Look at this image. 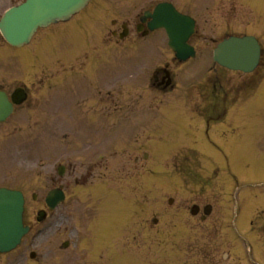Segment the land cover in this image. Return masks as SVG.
Segmentation results:
<instances>
[{"label":"rangeland","instance_id":"obj_1","mask_svg":"<svg viewBox=\"0 0 264 264\" xmlns=\"http://www.w3.org/2000/svg\"><path fill=\"white\" fill-rule=\"evenodd\" d=\"M10 1L12 0H0V15L9 7ZM14 1L16 2L17 0ZM162 1L171 2L181 12L185 11L192 16L195 15L194 17L197 20L199 37L194 40V43L197 44L198 56L196 60L186 63L187 67L182 69H176L173 62H171L173 56L165 45L166 40L162 33L158 32V38L155 34L144 38L141 36L136 37L134 34L136 33L135 27L138 24L139 15ZM87 9L89 10L84 17H80L81 19L79 18V20L70 25L59 24L39 31L27 48L24 47L16 50L7 47L1 41L2 38L0 37V86L9 88L22 83L28 84L27 86H30L29 89H34L31 86L37 88V84L40 83L39 88H42V83L49 82L48 85H51L56 80L59 81L58 78H61L63 73L65 75L69 73L73 75L75 73L71 69L74 67L72 65H70L71 68L65 67L63 72L60 70V77V73L56 77L53 75V72H49L50 70H41L40 68L44 65L38 63V61L44 57L51 63L47 66H55L53 68L60 66V64H54L57 61L53 60L55 58H62L63 60H66L65 58L70 60L75 59L76 63L82 64V68L80 69L82 72L78 75L80 78L75 83V89H77L76 95L74 96L73 91H70V95L68 92H62L60 95H57L65 99L66 102L62 103L61 101L58 108L55 106L57 111H54V115H58L59 113L63 116L64 113L66 115L71 108H74V102L79 98L82 101L88 98L99 100V102L105 101L109 109L116 108L114 114H109L110 119L105 120L114 122V128L111 130L113 138L111 135L110 140H100L97 152H106V147H108L107 152L110 151L113 142L118 153L115 154V159L111 167L113 170L99 174L97 180L98 182H104L103 184H109L110 181H118L121 176L124 177L126 175L128 179L124 183H121L127 184V181H130L131 188L136 194L131 197L128 208L127 203L125 204L123 202V205H121L119 199L115 197V216L119 218L124 214L125 218L132 219L130 221L132 223L131 225H133L135 219L143 218L147 220L146 231L140 232L142 236L136 231H131L132 233L128 232L127 235L121 229H118V232L116 231L115 236L123 237L132 234L131 237L135 239L133 246H123L122 244L125 242L122 239L118 240L119 237L117 240L111 241L110 246L118 252V255L116 254L117 259H123V255L125 257L135 258V260H132L128 264H159V250L164 254V258L168 255L174 259L173 263L182 264V259L186 255L185 251L189 249L197 250L203 244L204 239L202 236H231L228 231V225L225 222L227 223L231 219H234L236 207L233 200L241 201L245 197V193L236 194L238 191L236 193L234 191L231 197V191L233 190V182L231 179L221 176L223 175L222 171H213V168H218V166L213 165V161L209 163V159H204V163L207 165L205 168L203 160L200 161L198 157L202 154L199 150L200 146L196 141L190 145L189 142L191 143L192 140L188 137L186 140V136L192 133V129L189 127L190 125L181 124L185 128L180 126L179 129H172L169 135H163L162 138L169 141L171 143V149H173H170L168 155H163L161 161L164 165L166 164L169 171H171L174 165L184 170H186L185 168L191 167L193 174V177L190 176L191 180L195 185H202L204 188L203 190L206 196L202 200L209 201L211 204L214 203L213 207L214 209L216 208L214 214L204 224H200L197 218L188 221L184 220L185 225L177 229L179 230L178 237L173 241L171 230L173 229L174 232H177L174 229V218L184 216L182 207L187 202L190 203L199 197L194 193V197L189 196L186 199L188 195L181 189V183L183 181L176 177L177 184L174 182V186H179L175 192H172L174 187L173 183L165 184L162 181L164 184L162 187L158 184V172H154V169H156L154 163H157L158 168L161 167V164H158V158L155 157L158 156V152H156L158 150H150L154 146V143H158V128L155 125L159 120L158 113L161 111L160 117L163 118L162 121L165 125L172 124V118L167 116V112L170 110L168 105L173 100H182L181 96L184 94L188 98L186 104L181 100V102L174 101L172 103L173 108L176 109L173 125L187 122L185 116L190 111L195 116L201 115V106L204 103L206 104L208 100V95L205 91V80L206 77L213 73L210 69L212 66L210 61L212 44L210 43L219 40L218 38L226 34L239 35L245 33L255 35L264 46V0H94ZM204 13L207 14L204 16ZM123 22L128 24V36L122 43L116 45L113 43L115 38L111 37V35L115 27L121 30V24ZM111 30L113 31L111 32ZM100 41H104L107 47V50L103 49V53L100 52V48L103 47L99 44ZM157 63L158 65L164 63L162 65L163 68L159 67L162 68V73L165 70V65L168 66V71L171 70L173 72L178 86L174 92L162 97V100H160V97L158 98V94L156 95L148 89L150 74L157 66ZM67 66L69 65L67 64ZM40 70L42 73L39 75ZM188 73L192 74L186 75ZM263 74L264 67L258 70L256 74L250 76L233 75L223 71L217 72V75L224 80L227 86L229 88L234 87L233 90H236L237 93L242 90V93H245L247 91L245 89L249 83L254 82L251 79L259 78ZM191 75H194L193 80L191 79ZM203 76L206 77L203 79ZM39 77L40 81H38ZM66 87L68 89H74L69 82L66 84ZM66 87L64 86V88ZM143 89L145 91L141 95L140 91ZM53 90L60 91L62 90V86L53 88ZM32 93L34 94V92ZM53 97L55 96H51L50 100H54ZM33 99L34 96L31 97V100ZM31 103L25 106L26 110ZM86 103L90 105L92 101L89 100ZM259 104L247 110L248 113H251L249 115L251 117L249 123H252L259 116L255 127L253 125L250 126L245 117L240 120L241 113H236L232 118V123L240 128L241 135L235 138V141L237 140V143L235 142L236 146L234 145L235 143L229 144L228 142L222 143L221 147L229 148L232 151L233 157L239 156L242 164L245 160H241V158L244 155L250 156V164L248 165L247 162V166L245 164L243 167L238 168L245 169L248 172H251L248 169L254 171L257 169L258 171L255 174L251 172L253 173L251 176L253 181L250 183L258 188H264L263 186L259 187L260 185H264V110L257 111L255 109ZM16 114L14 121L22 122L21 114L23 113L17 112ZM24 120L26 121V119ZM51 120L53 123L49 124L52 126L50 128L35 127L20 131L6 127L0 129V186L20 188L24 192L27 198L26 223H31L33 230L35 229L34 232L46 226V224L40 226L35 222L36 213L34 211L43 205V199L48 190L46 186L48 185L51 169L56 164L61 163L60 160L62 158L68 159L69 157V161L74 163L76 160L74 159L75 154L79 153L81 155L79 135H75V129L71 128V125H74L73 121L75 119L66 118L67 126L64 127L65 129L60 128V118L58 120L56 118ZM69 122L71 125H69ZM193 122L197 128H194V130H197L195 135H198L199 144L205 151L211 152V156L216 160L219 162L223 161L220 154L213 149L212 143L220 145L216 126L213 125V129L217 137L211 133L209 140L203 135L201 130L202 124L199 119L194 118ZM134 124L140 125L139 138H134V133L132 132V129H134L132 126ZM138 129L135 128V131ZM64 131H66V136L63 135ZM71 132H73L74 137L71 136ZM222 135L224 136L223 133ZM98 136H102V133ZM240 137L246 138L245 146L239 144L238 139ZM139 143L143 144V148L144 145L147 148L149 147V150L147 149L146 151V154H148L146 163L141 165V169L140 166L136 168L140 170L138 173L135 171L132 157L138 154L141 155L142 151L138 149ZM28 145L29 147H27ZM22 147H27L32 151L29 162L23 159L26 155L18 154L21 152L20 149ZM155 152L156 154L154 155ZM240 161L239 164L242 166ZM245 166L246 168H244ZM143 168V171L146 172L141 171ZM194 168L199 170V175L195 173ZM72 175L75 174L72 173ZM239 179L240 183L243 184L242 178L239 177ZM236 182L238 183V178H236ZM224 183L230 185L231 188L229 190L226 188L225 193L218 192V187H215V184ZM208 185L212 187L208 189ZM75 191V188L70 187L68 194H72ZM246 192L249 195V192ZM33 194L36 196L35 199H32ZM254 194V198L252 199L254 206L251 204L252 215L264 209V199H262L264 198V189L261 191L257 190ZM77 195L88 201L85 194ZM128 195L130 196L132 194ZM199 196L201 197L200 193ZM170 197L174 199V202L179 203L169 206L166 202ZM122 198L124 201L128 200L126 197ZM135 201L141 202V205L134 206L133 203ZM73 203L74 201H68L65 206L61 207L62 213L69 211L70 205ZM89 203H91V200ZM180 204L182 207H180ZM57 211L59 210L57 209ZM83 211L82 203L78 205L77 209L74 206L70 220L68 219L70 225L78 228L82 227L81 229L83 230L85 229L86 224L83 221L86 220L88 222L89 216L85 217L82 214ZM162 216L164 219L166 218L168 225H162V221L164 220ZM52 217H55V214L50 215L48 220ZM171 217L173 218L169 221ZM154 218L158 220L156 224L152 222ZM246 224L247 217L244 219L242 226L246 227ZM70 225L68 227L64 226L61 229L62 233L60 232L61 234L59 235H53L54 230L48 235L41 234L38 242V245L41 243L39 246H30L31 241L27 240L18 252L11 256L1 257L3 264L7 260L8 262H16L17 264H38L40 260L37 259L33 262V260L29 259L30 251H35L38 257L44 256V258H50V256H56L58 259L60 256L61 261L65 264H85L84 260L90 261L91 256L89 240H87L89 247L83 246L80 250L75 249L76 245L75 248L73 247V241L67 249L60 248L64 240L69 242L70 236H73V234L68 233V231L73 233ZM183 228H185V231ZM64 229L66 234H63ZM158 229H161L163 236H158ZM254 229H257L258 232H256V236H258L256 247L264 254V219L255 222ZM201 233H204V235H199ZM239 234L243 236L244 233L241 234L239 232ZM47 236L59 237L56 240H52ZM103 242H105L103 243L104 249L108 241ZM247 244V242H243L242 248H244V255L241 256L239 264H253V252H248ZM197 258L200 264L206 263L204 257L200 256ZM263 259L264 257L260 258V260ZM230 263L235 264V259L232 258ZM47 264L51 263L48 262ZM59 264L63 263L59 262ZM93 264H96V261Z\"/></svg>","mask_w":264,"mask_h":264},{"label":"water","instance_id":"obj_2","mask_svg":"<svg viewBox=\"0 0 264 264\" xmlns=\"http://www.w3.org/2000/svg\"><path fill=\"white\" fill-rule=\"evenodd\" d=\"M88 1L26 0L19 7L5 13L0 21V31L10 45L21 46L29 41L38 27H45L51 23L69 19L71 15L82 9ZM167 14H171L174 19L179 20L178 23L173 26L167 25L164 21ZM154 21H156L155 17ZM186 21L189 20L176 15L171 7L158 6V27L164 26L166 28L170 44L177 52L182 50V43L190 32V27ZM178 32L184 36L181 37V41L176 39ZM188 55L189 50L188 54H184V56L187 57ZM258 57V45L250 37L230 38L220 44L214 52V59L219 64L243 72H250L255 67ZM1 107L3 108L0 98V120L7 115L8 111L7 108L2 111ZM22 204L23 200L20 193L0 190V250L14 247L26 231L21 224Z\"/></svg>","mask_w":264,"mask_h":264},{"label":"flooded vegetation","instance_id":"obj_3","mask_svg":"<svg viewBox=\"0 0 264 264\" xmlns=\"http://www.w3.org/2000/svg\"><path fill=\"white\" fill-rule=\"evenodd\" d=\"M156 32H157V36H158V30ZM161 66L162 65L158 66V63H157V66L153 70L154 71L153 76L160 77L161 70L159 69V67H161ZM214 71H215L214 73L217 74V72H219V71L222 72L223 70H220V68L216 67V69H214ZM215 74L212 76V78L206 79V84L208 85L206 93L209 92L208 100H207L208 104H205L204 106L202 105L201 111L202 112H208L209 118H210L209 114H211L212 118L214 117L218 120V118L222 119L223 117L224 118L226 117V115H227V110H226L227 104H230L234 99L233 98L231 99V97H229V93L226 92V89L223 88V83ZM172 84H173L172 89H170L171 93L174 92L176 90V88L178 87L176 80H172ZM230 90L232 92V88ZM141 95H142V92H141ZM227 100H229V101L227 102ZM22 106H25V104ZM20 107L14 106L13 107V113L17 112ZM80 108H81V104H80ZM110 113H114V108L109 109V110H103V109H99L98 104H96L95 106H92V108L89 110V114L86 116V118H90V119L84 120L83 119L84 116L82 114V111L80 110L79 121L76 122V126L78 129H80V132H84V129L85 130L88 129V134L98 133L101 129L108 128L107 123L102 121L101 119L109 118ZM244 117L246 119H248L249 113L244 112L243 118ZM4 124H11V122L9 121V118L3 123V125ZM12 126H18V125L13 124ZM167 132L168 131H166V133ZM110 134L112 135V133H110ZM162 136H163L162 124L159 122V125H158V145H159V143H161ZM91 138L92 137H86L85 138L86 142H89V141L92 142V140H90ZM163 143L164 142H162V144ZM93 144L96 145L97 142H93ZM158 149H159L158 155H160L161 149L159 147H158ZM114 151H115V149L111 148V150L107 152V153H110L111 156L107 155L106 158L104 159V161H106V163L102 166L104 168H106L107 172H111L113 170L109 166L108 160L113 159ZM98 167H99V165L92 164V166L89 167V170H88L89 175L88 176L97 175L98 174ZM178 175L179 176H185V175L190 176L191 170L186 169L183 171L181 169V170L176 171V169H175L174 171H171L170 174H166V176H168V177L169 176L178 177ZM163 176H164V174H163ZM80 178H81V183H82L81 186L87 185V183H88L87 176L84 177V174L82 173V174H80ZM61 182H60V187H62V189L68 188L70 186V180H67L65 176L61 179ZM174 187H176V186H174ZM123 189H124L123 186H117L116 187V186H114V182L110 181V183L108 185H105L104 188L97 189V194L95 195L94 199L91 198V203H89V201L86 202V200H83V198H81L80 196H77L76 204L82 203V207L84 209V212L89 213L91 215L90 222H89L87 229L90 232H92V235L98 236L100 231L107 232L111 229V226L113 223L112 214L114 212L113 198L115 196V193L123 191ZM83 203H85V204H83ZM191 203L196 204L198 206L208 204L207 201H201L199 198L192 200ZM186 204L184 206H186ZM201 213L202 212H199L196 216L201 217V215H202ZM140 226L145 227V221H142L140 223ZM140 226H139V229H140ZM160 233H162V232H160ZM195 251H196L195 249H190V252L187 251L188 252V259H187L188 263L192 262L191 264H199V260L194 253ZM198 252H204V251H198ZM206 264H211V263L207 262ZM213 264H216V263H213Z\"/></svg>","mask_w":264,"mask_h":264},{"label":"bare ground","instance_id":"obj_4","mask_svg":"<svg viewBox=\"0 0 264 264\" xmlns=\"http://www.w3.org/2000/svg\"><path fill=\"white\" fill-rule=\"evenodd\" d=\"M6 106H3L2 110H5Z\"/></svg>","mask_w":264,"mask_h":264}]
</instances>
